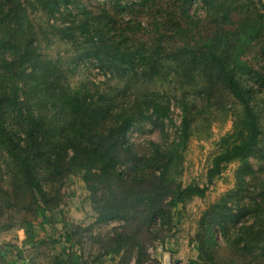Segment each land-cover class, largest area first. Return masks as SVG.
<instances>
[{
  "label": "rangeland",
  "instance_id": "obj_1",
  "mask_svg": "<svg viewBox=\"0 0 264 264\" xmlns=\"http://www.w3.org/2000/svg\"><path fill=\"white\" fill-rule=\"evenodd\" d=\"M255 19L264 25V0H0V92L6 84L2 60H15L30 42L29 59L17 69L23 112L2 109L0 124L29 151L28 135L38 131L33 121L46 130L43 152L33 160L45 201L24 183L0 146V249L17 247L9 255L18 260L24 244L31 245L24 255L32 264H53L58 245L45 239L34 244L27 224L35 235L48 227V232L71 228L78 233L93 224L91 235L102 236L118 224L95 223L82 171L59 177L52 166L81 118L65 105V97L75 94L89 109L92 133L106 134L129 117L126 140L132 152L143 156L169 147L176 155V180L207 186L203 197L193 196L173 209V226L160 232L165 241L147 248L144 264H174L203 252L214 264H264V28L243 54L251 71L236 70L252 86L258 146L225 164L210 182L206 178L225 141L240 138L241 112L204 45L211 42L230 60L233 46L249 35ZM183 46L198 49L197 56L182 53ZM153 101L169 106L168 118L152 113ZM183 111L190 130L184 149L175 146ZM214 204L217 214L210 213ZM37 206L56 212L57 225L44 227ZM19 236L23 244L15 243ZM74 241L83 262L107 256L119 264L128 257L102 254L83 232ZM135 263L131 257L129 264Z\"/></svg>",
  "mask_w": 264,
  "mask_h": 264
},
{
  "label": "trees",
  "instance_id": "obj_2",
  "mask_svg": "<svg viewBox=\"0 0 264 264\" xmlns=\"http://www.w3.org/2000/svg\"><path fill=\"white\" fill-rule=\"evenodd\" d=\"M9 17V14H7ZM264 25L259 19H255L249 31V35L239 38L232 48L230 60H226L212 46L211 42L205 43L206 54L213 66L221 75L223 85L240 105L239 128L236 133L239 139L231 142L225 141L223 148L213 156L206 171L208 182L222 171L225 164L243 158L252 152L259 143L260 127L253 106V92L247 82H243L236 74V70L250 72L248 64L243 59V54L253 39L260 37ZM30 42H24L20 55L8 61L2 60L4 68V80L6 84L0 92V116L2 109H9L22 114L23 105L19 98V84L17 69L28 61L30 55ZM198 49L183 46L182 53L196 57ZM199 57V56H198ZM65 105L68 110L80 116L78 123L73 124L71 137L66 140L67 147H61L62 152L57 154L52 162L54 171L59 175L69 174L73 171L83 172V181L90 192L91 206L95 213V223H109L116 221L117 226L106 235H91L92 225L79 228L75 233L71 228L60 233L62 240L60 251L54 256L53 264H82L81 255L75 250L74 236L77 234H89L92 242L101 249L102 254L109 252L128 255L119 264H129L130 258L135 257V264H144L147 248L156 240L165 241L161 231L173 226V209L183 205L193 196L203 197L207 186L195 183L182 185L176 180L175 166L176 155L174 150L156 149L153 153L140 156L130 149L126 140L130 119L122 118L109 132L92 133L93 122L88 116L89 109L83 104L80 97L68 94L65 97ZM151 111L157 117L168 118L169 106L153 101ZM187 112L183 111L181 121V135L175 146L182 149L188 141L190 130ZM33 121L38 131H30L27 144L23 147L12 136L6 134L0 124V146L12 158L19 169L24 183L38 192L44 198L45 192L37 183L33 173V160L43 152L41 137L46 130ZM218 204L211 206L210 213H218ZM42 220L51 223L53 212L48 207H38ZM26 233L30 239L34 238L31 224H27ZM30 240V241H31ZM8 247V248H7ZM11 250V245H5L1 250ZM77 249V247H76ZM188 264H214L206 252L197 259H189Z\"/></svg>",
  "mask_w": 264,
  "mask_h": 264
},
{
  "label": "crops",
  "instance_id": "obj_3",
  "mask_svg": "<svg viewBox=\"0 0 264 264\" xmlns=\"http://www.w3.org/2000/svg\"><path fill=\"white\" fill-rule=\"evenodd\" d=\"M53 214H54V216H53V219L54 220L51 223H46L42 219L40 220L41 223H42V225L44 227L47 228V224L50 225V226H54L52 224L55 223V226L57 225L56 218H55V216H56L57 213L56 212H53ZM49 229H51V228L48 227L47 230H49ZM47 230H46V233H45V231L43 233H39L38 232V234L34 235V238H33L32 241H33L34 244H36L37 240L41 241V240L45 239L46 241L49 240L50 244H52L53 247H56V245H58V248H57L56 252H54V255H57L59 253V251H60L61 244H62V240L60 239L62 237V234H60V233H63V232H57L56 233L54 231H49L48 232ZM51 238H54V239L53 240H50ZM22 240H23L22 236H19V241H16L15 243H18L19 242V243L23 244V241ZM20 246L21 245H19V248H20ZM26 247H30V248H26ZM16 248L17 247H14L13 245H11V250L10 251L12 252ZM30 249H31V245L28 246L27 244H24V248H22V250H23L22 252H23L24 259L22 257V259H18V260L16 258L15 259H12V257L9 255V251H7L5 248L3 250L0 249V260H1V262H4V264L5 263L6 264H32L31 261L29 260L28 256L27 255L26 256L24 255V252H26L27 250L29 251ZM76 252L79 253L78 250ZM9 258H10V260H9ZM191 259H195V258H191ZM178 260H180V259H178ZM188 262H189V260L186 259L185 261H183V262L179 261V263H176V264H188ZM82 264H113V263L106 256V258H104V260H102L100 262L98 261V262H94V263H91V262L88 263L87 261H85V262L82 261Z\"/></svg>",
  "mask_w": 264,
  "mask_h": 264
},
{
  "label": "water",
  "instance_id": "obj_4",
  "mask_svg": "<svg viewBox=\"0 0 264 264\" xmlns=\"http://www.w3.org/2000/svg\"><path fill=\"white\" fill-rule=\"evenodd\" d=\"M179 261H180V260H178V259H174V260H173V263L176 264V263H179Z\"/></svg>",
  "mask_w": 264,
  "mask_h": 264
},
{
  "label": "built area",
  "instance_id": "obj_5",
  "mask_svg": "<svg viewBox=\"0 0 264 264\" xmlns=\"http://www.w3.org/2000/svg\"><path fill=\"white\" fill-rule=\"evenodd\" d=\"M165 264H171L170 261L168 260L167 262H165Z\"/></svg>",
  "mask_w": 264,
  "mask_h": 264
}]
</instances>
